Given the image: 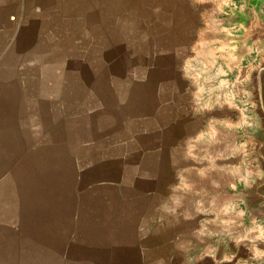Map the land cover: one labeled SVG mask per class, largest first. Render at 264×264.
Here are the masks:
<instances>
[{
  "label": "crops",
  "instance_id": "obj_1",
  "mask_svg": "<svg viewBox=\"0 0 264 264\" xmlns=\"http://www.w3.org/2000/svg\"><path fill=\"white\" fill-rule=\"evenodd\" d=\"M109 11L0 0V264H264L230 15L115 54Z\"/></svg>",
  "mask_w": 264,
  "mask_h": 264
},
{
  "label": "rangeland",
  "instance_id": "obj_2",
  "mask_svg": "<svg viewBox=\"0 0 264 264\" xmlns=\"http://www.w3.org/2000/svg\"><path fill=\"white\" fill-rule=\"evenodd\" d=\"M119 6H126L129 10L126 20L124 17L118 19ZM61 9L69 10L73 14L77 12L79 18L95 15L97 11L110 10L108 35L112 52L116 54L123 47L127 48L128 53H132L143 35L140 21H146L149 27L157 26L158 19L155 15L159 14V24L169 28H179L189 23L193 24L194 22L188 20L190 17L203 19L205 13H212L218 17L223 11L225 15H230V26L235 27L231 25V11L243 10V4L239 0H26V11L31 15L41 14L49 17L58 14ZM134 16L138 17L139 23H135ZM260 54L261 51L255 48L253 53L246 56L242 65L244 75L258 63Z\"/></svg>",
  "mask_w": 264,
  "mask_h": 264
},
{
  "label": "water",
  "instance_id": "obj_3",
  "mask_svg": "<svg viewBox=\"0 0 264 264\" xmlns=\"http://www.w3.org/2000/svg\"><path fill=\"white\" fill-rule=\"evenodd\" d=\"M243 10H232L231 25L237 27L226 36L225 43L231 48L229 56L233 67H241L247 55L257 48L261 51L258 63L245 76V106L250 107L255 130L248 135L254 144L257 166L262 174L245 193L251 205L263 204L264 210V0H239Z\"/></svg>",
  "mask_w": 264,
  "mask_h": 264
}]
</instances>
